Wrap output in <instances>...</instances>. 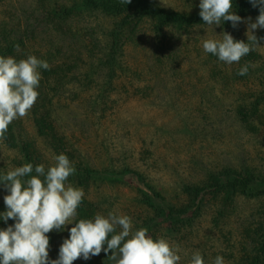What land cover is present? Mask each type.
<instances>
[{"label": "rangeland", "instance_id": "rangeland-1", "mask_svg": "<svg viewBox=\"0 0 264 264\" xmlns=\"http://www.w3.org/2000/svg\"><path fill=\"white\" fill-rule=\"evenodd\" d=\"M147 1L188 15L200 11V0ZM81 3L0 0V35L7 33L23 45L14 48V58L35 55L50 65L40 70L37 101L17 126L31 128L32 111L38 119L47 116L54 144L61 142L64 152L74 156L72 164L86 174L94 214L115 211L135 222L133 230L143 227L150 236L165 237L179 249V264H189L195 251L205 264H213L217 255L225 264H250L258 255L253 241L264 228V48L227 65L204 54L203 40L228 32L247 42L243 22L237 28L162 27L138 16L124 20L83 10ZM71 6V17L62 22ZM258 15L254 9L243 19L254 22ZM121 25L126 26L124 45L116 50L117 65L109 69L99 61H108V35ZM254 34L264 37V29ZM245 64L248 73L238 75ZM238 110L243 115L232 120ZM34 147L41 164L54 163L56 153L47 145L36 142ZM0 152L5 155L0 167L7 169L15 167L8 157H16L15 165L22 157L1 145ZM236 176L248 178L251 187H240ZM217 181L225 188L214 195L191 193ZM7 194L0 189V202ZM160 206H170L181 217L182 229L172 231L177 225L172 220L158 221ZM147 217L157 228L144 223Z\"/></svg>", "mask_w": 264, "mask_h": 264}, {"label": "clouds", "instance_id": "clouds-1", "mask_svg": "<svg viewBox=\"0 0 264 264\" xmlns=\"http://www.w3.org/2000/svg\"><path fill=\"white\" fill-rule=\"evenodd\" d=\"M129 4L131 0H120ZM258 8L255 21L243 19L233 11V0H200L199 16L208 26H220L231 22L233 28L243 22L247 25V42L235 40L228 32L221 39L205 38L202 48L205 55L215 56L219 62L231 65L257 48H264L254 31L264 29V0H249ZM19 51V45H14ZM249 65L238 70L246 75ZM49 70L46 60L35 55L25 59L0 56V141L6 140L9 125L26 117L38 98L41 72ZM47 168L44 164L22 166L0 172V184L4 196L5 211L0 220L14 223L0 229V264H73L77 259L89 260L103 251L111 264H179V249L165 237L153 239L146 228L133 230L129 216L109 211L107 215L96 213L93 218L76 220L85 192L69 183L76 172L64 153L53 156ZM69 229V237L60 245L58 257L50 259V238L53 230ZM106 245V247H105ZM110 253V255H109ZM189 264H205L199 251L191 254ZM213 264H225L223 256L217 255Z\"/></svg>", "mask_w": 264, "mask_h": 264}, {"label": "trees", "instance_id": "trees-1", "mask_svg": "<svg viewBox=\"0 0 264 264\" xmlns=\"http://www.w3.org/2000/svg\"><path fill=\"white\" fill-rule=\"evenodd\" d=\"M81 4L82 5H80L79 8H83V10L90 8L92 9V11H97L108 17H124V20L125 18L138 16L141 19L147 18L149 20H154L155 22L160 24L162 27H165V26L194 27V26L205 25L204 22L202 21V18L199 16V12H192L190 15H188L185 12H180L176 10H170V9L165 10L162 8H157V6L152 5L147 0H131V3L129 4H122L120 0H82ZM74 7L73 6L67 7V9L65 10V12H67L66 13L67 15L65 19L62 18L63 20L62 22L68 21V19L66 18H70L72 14V12H68V10H70V8L72 10ZM254 9H258V8H253L252 5L249 3V0H233L232 10L235 11V13L242 18L246 15L247 12H250ZM75 15H80V13H75ZM230 24L231 22L222 23V25H230ZM122 28H126V26L121 25L120 28L114 27L113 31L110 32V34L108 35L110 37V43L107 44V47H108L107 50L109 49V52L107 55L108 61L102 62L100 60L99 61L100 65L108 66L109 69L117 65L116 58H115L116 50L118 52V49L119 50L121 49V47L124 45L123 38H125L124 36L121 37L123 33ZM5 34L6 36L0 35V38L3 40L1 43H4L6 46V50H4L5 47L0 44V51L3 52L2 54L0 53V56H5L8 51V55L14 57L15 55V53L13 52L14 45L18 44L19 48L23 45L19 41V39H10V36H8L7 33ZM114 77H115L114 74L113 76L112 74L110 75V78H112V81ZM33 113L34 111H32L31 113L32 115L29 118V121L32 124L31 128L27 129V128H22L19 125L17 126V121L15 120L12 122V124L9 125V130L6 134L7 136L6 140L0 141V145L2 148L4 149L11 148L13 149V151L16 152V155L18 153L22 154V157L21 158L18 157L17 159V163H18L17 165H15L16 157L14 156H11L10 158L8 157L9 166L14 165L15 167H18V166H22L25 163H32L33 166L37 164H41V161H40L41 154H39L40 151L34 147V144L36 142L37 144H42L44 146L47 145L48 148L51 149L50 151L53 152V154L55 153L57 154L58 152L66 154L64 150L62 149L63 144L61 142H60V146L59 145L56 146L54 144L56 138L52 132H51L52 134L50 133V130L52 129L53 125L52 124L49 125V123L44 122L47 119V116H42V118L38 119ZM242 115H243V112L241 110L235 111L233 115L231 116V119L235 120L236 118ZM213 128L214 126L211 127V129ZM13 141L15 142L13 143ZM17 141H19V143L16 146ZM67 156L70 160L74 157V156H69V155ZM3 158H5V155L3 152H0V164H2L1 162ZM44 164L46 168L50 166V162H48V160H45ZM73 165L76 168V172L74 175L69 177L68 182L73 184L76 187L82 188L85 192V197L80 207L77 209L78 215L76 217V220L78 221L79 219L93 218L95 215L94 214L95 210L92 207L91 202L88 201L87 199V196H86L87 190H85V187H84L85 182H83L84 180H86L85 178L86 174L85 172H82L81 170H79V168H77L79 165L77 164H73ZM227 166L229 167L230 165H227ZM226 169H224L223 171H225ZM7 170L9 169H7V166L5 165H2V167H0V172H5ZM131 171L132 170H129V172ZM136 176H137V181H138L139 174L136 173ZM243 177L236 176V178L238 179V185L245 189L250 188L251 186H250L249 179L246 177L245 178ZM224 188H225V183L223 184L217 181L215 183L213 182L211 184H208L205 188H200V190H198V188L193 189L191 190V193L199 194L203 192L202 197H208V196L214 195L217 192L224 190ZM0 189H3L4 191H6V189L4 188L2 184H0ZM138 194L142 195L143 192L138 191ZM190 201L195 202L196 197H194ZM135 202H141V200L140 199L138 201L135 200L134 203ZM148 204H150V202ZM151 207H154L153 204ZM156 208H158V212H157L158 221L163 222L164 220H167V221L172 220L171 222L172 224L173 223L177 224L175 225L176 228L172 231H177L178 229H182V227L185 225V222H182L181 217L180 219L176 217V212H174V210L170 206H167V207L160 206ZM5 210L6 209H5L4 202H0V212H3ZM136 218H137V222H139L141 219L139 217H136ZM146 220L150 221V225L151 223L154 222L152 218L149 219L147 217L143 219L144 223ZM13 223L14 221L11 219H9L7 223H5L3 220H0V229L6 228L8 225H11ZM132 223L135 225V222L132 221ZM73 226H75V222L67 225L63 231L57 232L53 230L52 232L47 234L50 238V247H49L50 259H56L58 257L60 245L62 244L65 238L69 237V229ZM152 227L153 229L157 228L155 226H152ZM262 230H263V234H262L263 236L258 237V239H255V241H253V243L255 244L253 248L257 252L258 255H255L253 257L250 264H264V228H262ZM151 237L156 238V236H153L152 234H151ZM258 257L260 259V262H259ZM73 264H111V262L107 260V256L102 251L100 255L98 256L92 257L89 260H84L80 258V259L75 260Z\"/></svg>", "mask_w": 264, "mask_h": 264}]
</instances>
